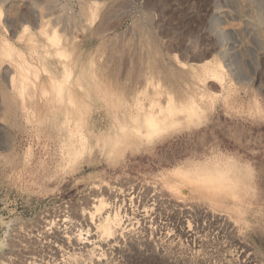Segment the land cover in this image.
Listing matches in <instances>:
<instances>
[{
  "label": "rangeland",
  "instance_id": "1",
  "mask_svg": "<svg viewBox=\"0 0 264 264\" xmlns=\"http://www.w3.org/2000/svg\"><path fill=\"white\" fill-rule=\"evenodd\" d=\"M6 1L14 8L5 7ZM78 2L0 0L2 19L14 17L5 28L1 20L0 36L29 53L13 31L21 25L34 31L39 20L60 30L66 22L81 50L93 60L108 58L112 71L117 59L109 58L111 38L131 40L141 52L150 40L163 56L169 51L181 59L199 58L190 62L201 65L200 80L188 81L206 93L203 99L196 95L200 109L194 121L133 148L103 146L102 140L119 133L108 106L84 110L77 123L71 119L61 127L70 116L67 109L59 111L43 95L27 117H4L0 104V264H30L25 254L34 251L56 260L43 237L48 223L60 225L65 215V234L84 235L88 226L80 215L94 217L100 200L120 211L124 234L118 249L96 244L91 256L99 264H264V0H101L100 9L106 7L114 23L93 35L99 16L90 24ZM27 53L34 61L36 53ZM215 68L218 76L210 74ZM13 71L11 57H0V87ZM200 175L201 184L213 188H193L180 178Z\"/></svg>",
  "mask_w": 264,
  "mask_h": 264
},
{
  "label": "bare ground",
  "instance_id": "2",
  "mask_svg": "<svg viewBox=\"0 0 264 264\" xmlns=\"http://www.w3.org/2000/svg\"><path fill=\"white\" fill-rule=\"evenodd\" d=\"M8 2L9 1H6L7 5L12 1ZM78 3L80 4L78 5L80 6V11L78 10V12H80L79 14H83L84 16L81 15L83 17L86 16L87 18L85 17V20H87L90 24L97 16H99L97 19L99 20L98 26L90 31L92 35L97 32L98 34L104 33L114 23L112 20L110 21V13L108 11L106 12V7L104 10L100 9V5L102 3L101 0H80ZM10 4L9 7L7 5L5 7L12 8L13 6L10 7L12 5ZM11 10L12 9H9L11 13L10 15L13 16L14 13H12ZM1 12L0 22L3 20L2 24L5 28V26L9 25L8 23L14 17H11L12 19L7 22V19H2ZM8 12L6 14H8ZM38 13L39 12L36 14ZM31 16L34 17L32 14ZM38 17L39 15L37 18ZM16 20H13V22L15 23ZM62 20L64 21L63 18ZM28 21L29 20L26 22ZM43 21L39 20L37 29L34 31H31L27 26L22 27L21 25L19 26V30L17 28L12 32L13 38H15L18 43L25 45L29 52H26L27 54L36 53L34 61L27 60L25 55L26 53L22 49V45L17 47L16 44L10 42L11 40L8 41L7 38L0 36V57L7 54L11 57L15 65V71L10 73L8 77H5V80L3 79L5 81V85L0 87V104L2 108V115L4 117H12L18 113L25 114L26 116L27 113L30 112V109L33 111V105L39 104L38 101H40V99L38 98L42 97V95L44 96L45 102L47 100L55 102L56 105H58L59 111L67 109L70 116L66 117V123L61 121V127H68V121L71 119L74 120V123H77V120L81 118L84 110L86 111L88 109L89 111V109L93 107L108 106V108H112V111L115 110L109 115L110 123L118 125L119 127V133L113 136L111 135V138L106 137L107 139H100V141H103V146H111L110 149L112 146L114 149V145L116 144L123 148H133L141 145L142 143H149L153 137L178 128L182 123H190L198 117L200 106H198L199 100L197 97L198 95H201L203 99V92L206 93V91H202L204 88L203 86V88L200 87L202 90L199 89L198 92L194 90V82H196V80H200V74L202 75V73L199 74L198 72L201 65L197 64L198 62L196 64L190 62V60H200L196 56L181 59L178 54H173V52L171 54L169 51L167 56H163L158 50L160 47L157 48L155 44H152L153 42H150V40H148V45L147 39L150 38L149 36L147 38V35H145L146 31L144 30L146 38L145 41H147L146 48L147 46L149 47L148 49L144 47V50L146 49L147 51L143 52L139 50L141 48H138L139 51L133 50L132 43H130L131 37H129V42L123 38L116 42L117 39L114 41L111 38L108 45V49L110 50L109 58L115 57V59H117L115 67L112 71L108 58L104 61H100L99 59L93 60L89 52L81 50V47L83 46L82 43L77 44L75 42V37L68 34L66 22L64 27L60 29L61 33H59L60 30H57V27H55L56 29L53 26V28L51 26V28H49V26L47 28L44 23L46 20L44 22ZM85 24L86 23H84V25ZM15 25L13 26L15 27ZM49 25H53V23ZM137 33L136 35L139 36ZM126 36L128 37V33ZM130 36H132V34ZM150 37L153 40L151 34ZM135 40L137 41L138 37ZM138 42L140 43V41ZM134 43L137 42L134 41ZM140 46L141 44L139 47ZM65 58L67 59L64 60ZM82 60L83 62H80ZM92 70L96 71L97 74L92 73ZM209 71L213 76L219 75L217 68ZM16 72L17 74L19 72V76ZM189 78L195 79L192 85L193 87L189 84ZM77 88L80 92H77ZM111 93H115L117 95L116 97L114 96V98L120 106L124 104L126 107L116 108L117 106L115 107V100ZM207 96H209V94ZM86 98L91 99L92 102L90 101L89 103V100L86 101ZM27 100H29V102ZM119 101H123V103H120ZM48 111L49 110H47V112ZM69 127L71 128V126ZM75 133V129L70 132L68 130V139H71ZM73 141L71 140V143ZM201 175L195 180L188 179V177H186V179L183 177L180 178L183 180V183L186 182L193 188L198 187L199 189H208L210 185H212L213 188L214 184H201L200 180L203 177H201ZM206 180L212 181L213 179L206 178ZM176 189H178V191L180 190L179 188ZM181 189L182 191L179 192L185 194L187 191L186 188L182 187ZM110 206L107 205L105 201L100 200L96 203V207L94 209L96 215L94 217L92 214L89 215V217H85L82 215L83 213L80 215L81 222L86 223V226H88L84 235L81 232L78 234H74L73 232V235L69 234L72 236L65 234L66 232L64 229L68 226V223L67 226L65 224L67 220L65 219V215L62 221L63 223L61 221H59V223L56 222L60 225H55V221L53 220L52 221L54 223L52 221H46V223L49 222V228H45L46 230L43 229L45 230L43 237H45L44 239L48 241L46 242L48 243L47 247L55 249L52 253H55L57 257L55 258L56 260L49 261L48 258L47 260H44L45 258L42 259V257H44L42 256V253L37 254V252L34 251L32 253L28 252L29 254H25V261L28 260L30 264H99V258L95 259L93 257V260L91 256L96 244L107 245L110 248L118 249V242L124 234L122 219L119 215L120 211L115 212V209L113 208L114 212H112ZM67 218L69 219L68 216ZM60 220H62V217ZM68 222H71L70 219ZM52 238H54L53 241L51 240ZM59 241L60 244H56ZM41 247L42 246L40 245L39 249ZM75 249L80 252L83 250V253L86 251L85 254L89 256V260L86 257L85 261V259L81 256L82 254L77 256L74 251L70 252V250ZM40 251H42V248ZM246 259L247 257L244 258L245 261Z\"/></svg>",
  "mask_w": 264,
  "mask_h": 264
}]
</instances>
